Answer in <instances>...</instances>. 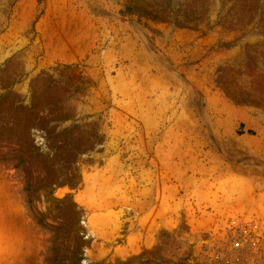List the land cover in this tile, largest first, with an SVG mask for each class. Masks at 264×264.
I'll return each mask as SVG.
<instances>
[{
    "label": "rangeland",
    "instance_id": "374dc122",
    "mask_svg": "<svg viewBox=\"0 0 264 264\" xmlns=\"http://www.w3.org/2000/svg\"><path fill=\"white\" fill-rule=\"evenodd\" d=\"M0 264H264V0H0Z\"/></svg>",
    "mask_w": 264,
    "mask_h": 264
},
{
    "label": "trees",
    "instance_id": "16d2710c",
    "mask_svg": "<svg viewBox=\"0 0 264 264\" xmlns=\"http://www.w3.org/2000/svg\"><path fill=\"white\" fill-rule=\"evenodd\" d=\"M249 134H252L251 132H249ZM22 162H23V159L21 158V157H18V161L14 164V167H18L20 164H22ZM27 185L25 186V190L26 191H29V186H28V183H26ZM27 201L30 203L31 202V200H30V198L28 197V199H27ZM37 222H41V220L40 219H38L37 220Z\"/></svg>",
    "mask_w": 264,
    "mask_h": 264
},
{
    "label": "built area",
    "instance_id": "2783aa9c",
    "mask_svg": "<svg viewBox=\"0 0 264 264\" xmlns=\"http://www.w3.org/2000/svg\"><path fill=\"white\" fill-rule=\"evenodd\" d=\"M236 244H238V243H236Z\"/></svg>",
    "mask_w": 264,
    "mask_h": 264
}]
</instances>
